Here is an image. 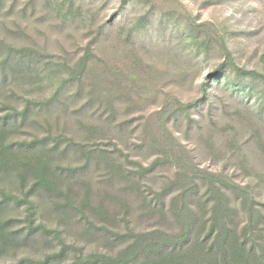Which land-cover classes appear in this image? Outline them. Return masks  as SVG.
<instances>
[{
  "label": "rangeland",
  "instance_id": "1",
  "mask_svg": "<svg viewBox=\"0 0 264 264\" xmlns=\"http://www.w3.org/2000/svg\"><path fill=\"white\" fill-rule=\"evenodd\" d=\"M62 1L0 0L1 53H6L9 46L33 47L47 51L55 62L61 57L69 60L72 55L76 59L94 41L99 27L107 24L108 33L94 46L103 52L94 50V54L101 59L114 58L111 68L117 81L109 95L121 110L118 124L125 122V131L123 137L108 135L110 139L105 142L101 138L86 140L80 133L65 154L62 151L69 141L64 140L56 156L60 166L84 165L83 146L97 150L100 144V149L110 151L144 146L132 152V158L148 167L161 156L160 149L152 147L151 134L153 138L159 136L162 122L168 120L170 142L180 143L196 165L211 172L236 169L237 182L254 180V189L264 196V153L260 148L264 144V0H75L87 19L91 18L76 23H62L55 14H47L49 3L59 6ZM118 20L126 22L127 27L110 29ZM133 27L135 33L126 35ZM220 37L225 39L235 65L255 73L245 80L247 93L230 90L226 79L223 83L214 81L212 73L229 63ZM112 48H116L115 53L110 52ZM104 68V64L95 63L94 76L109 86L108 80L114 75L102 72ZM224 75L244 81L234 76L229 66ZM14 83L17 85L12 76L4 82L5 95L19 104L21 100L13 95L18 93ZM52 89L49 86L46 91L51 93ZM78 102L75 109L81 105ZM189 104L188 109L179 106ZM92 107L102 108L98 104ZM178 108L181 111L176 113ZM5 109L0 105V115L7 113ZM63 118L79 128L78 120ZM229 141L230 150L225 153ZM83 150L88 152L86 147ZM175 175L168 164L158 165L140 181L137 195L125 185L109 181L106 171L88 169L77 176L82 182L66 192L75 204L71 210L56 209L48 196L38 198L34 227L45 224L50 233L27 237L25 216L21 213L8 218L15 219L10 232L17 241L2 253L0 264H35L49 255L54 258L48 264H95L101 255L115 257L122 248L115 233L123 230L124 234L127 229L125 222H119V227L111 219L116 216L122 220L123 202L130 206L127 220L132 230L165 232L169 229L165 218L149 216L145 206L156 202L158 192ZM85 200L90 204L83 210ZM99 203L107 207L109 216L96 211ZM62 249V257H56Z\"/></svg>",
  "mask_w": 264,
  "mask_h": 264
},
{
  "label": "trees",
  "instance_id": "2",
  "mask_svg": "<svg viewBox=\"0 0 264 264\" xmlns=\"http://www.w3.org/2000/svg\"><path fill=\"white\" fill-rule=\"evenodd\" d=\"M68 1H62L59 6L49 3L47 14H55L62 23L91 20L87 19L80 4L77 5L75 0ZM127 25L118 20L112 23L110 29L124 30ZM106 28L107 24L99 27L94 41L89 42L82 56L76 59L72 55L73 58L69 60L61 57L60 61L55 62L47 51L33 47L9 46L3 54L0 46V105L7 107V113L0 115V256L17 241L16 235L10 232L15 220H8L10 216L21 213L25 216V222L29 224L27 237L50 233L45 224L34 227L38 198L41 195L48 196L56 209L71 210L75 204L72 197L66 196V192L73 191L78 182H82L77 176L88 169L104 170L109 181L123 184L126 189L137 192L140 191V181L149 172L158 165L168 164L176 173L174 179H170L158 192L156 202L145 207H148L149 216H163L169 229L165 232L158 229L148 232L132 230L127 220L130 206L123 202L122 220L119 221L116 216L111 219L115 223L125 222L127 232L123 234L122 230L115 233L117 241L122 242V248L115 257L101 255L95 264H264L263 193L256 192L252 179L237 182L236 169L233 172L226 169L211 172L196 165L180 143L170 142L166 129L168 120H162L159 136L153 138L151 134L152 147L160 149L161 156L148 167L138 165V161L132 158V152L144 146L110 151L100 149V144L97 150L92 146H83L88 151L85 152L83 148L81 151L84 165H59L56 156L64 140L69 143L63 154L73 146V139L80 133L86 140L101 138L105 142L110 139L108 135L115 133L119 136L125 131V122L118 124L121 110L109 95L117 81L111 68L114 58L101 59L97 54L103 51L94 47L98 45L99 38L108 33ZM135 29L128 28L126 35L132 36ZM219 44L229 63L212 73L214 81L221 80L223 83V79H226L230 90L247 93L244 90L245 80L255 73L235 65L225 39L220 37ZM115 50L112 48L110 52L115 53ZM95 63L104 64L102 72L114 75L108 80L109 86L103 85L102 79L94 76ZM228 66L234 76L244 81H236L231 75L225 77ZM10 76L17 82V85L14 83L12 86L18 89V93L13 92V95L19 97V104L5 95L4 82L7 83ZM49 86L53 88L51 93L46 91ZM96 90L102 91V94L97 95ZM251 90L252 94L255 93L254 89ZM79 99L81 105L75 109L74 105ZM92 104L102 108L94 110ZM179 106L188 109L191 104ZM179 111L180 108L176 113ZM63 116L78 120L79 128L65 122ZM163 128L165 134H162ZM68 129L72 130L68 132ZM68 134L73 136L70 138ZM230 143L225 153L230 150ZM116 147L119 148L118 145ZM260 148L264 153V144ZM137 195L136 199L141 198L140 194L139 197ZM85 201L83 210L90 204L89 200ZM105 207L100 204L96 211L109 216ZM63 254L62 249L55 256L62 257ZM53 258V255H49L34 263L48 264Z\"/></svg>",
  "mask_w": 264,
  "mask_h": 264
}]
</instances>
